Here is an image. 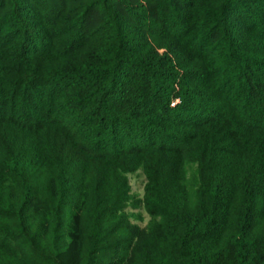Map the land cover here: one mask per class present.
Masks as SVG:
<instances>
[{
	"label": "trees",
	"instance_id": "obj_1",
	"mask_svg": "<svg viewBox=\"0 0 264 264\" xmlns=\"http://www.w3.org/2000/svg\"><path fill=\"white\" fill-rule=\"evenodd\" d=\"M0 264H264V0H0Z\"/></svg>",
	"mask_w": 264,
	"mask_h": 264
},
{
	"label": "rangeland",
	"instance_id": "obj_2",
	"mask_svg": "<svg viewBox=\"0 0 264 264\" xmlns=\"http://www.w3.org/2000/svg\"><path fill=\"white\" fill-rule=\"evenodd\" d=\"M129 181L132 187V193L138 198H141L144 193V185L146 181L144 173L139 170L135 173L129 174ZM126 210L130 215L131 221L141 226H145L150 220V216L140 206L135 207L133 204H130Z\"/></svg>",
	"mask_w": 264,
	"mask_h": 264
}]
</instances>
